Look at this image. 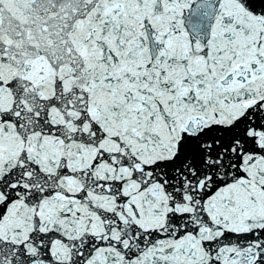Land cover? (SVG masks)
Returning a JSON list of instances; mask_svg holds the SVG:
<instances>
[{
    "label": "snow or ice",
    "instance_id": "1",
    "mask_svg": "<svg viewBox=\"0 0 264 264\" xmlns=\"http://www.w3.org/2000/svg\"><path fill=\"white\" fill-rule=\"evenodd\" d=\"M0 264H264V0H0Z\"/></svg>",
    "mask_w": 264,
    "mask_h": 264
}]
</instances>
